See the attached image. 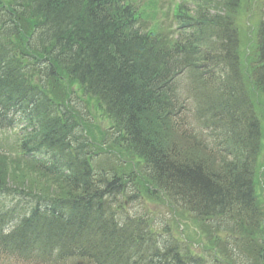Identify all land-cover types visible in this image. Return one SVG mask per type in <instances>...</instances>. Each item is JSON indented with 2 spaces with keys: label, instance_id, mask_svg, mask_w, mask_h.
<instances>
[{
  "label": "trees",
  "instance_id": "obj_1",
  "mask_svg": "<svg viewBox=\"0 0 264 264\" xmlns=\"http://www.w3.org/2000/svg\"><path fill=\"white\" fill-rule=\"evenodd\" d=\"M262 6L176 3L174 38L137 27L123 0H0V129L18 109L25 132L15 154L0 148V257L264 264ZM70 84L112 119L117 163H97L105 133L91 150Z\"/></svg>",
  "mask_w": 264,
  "mask_h": 264
},
{
  "label": "rangeland",
  "instance_id": "obj_2",
  "mask_svg": "<svg viewBox=\"0 0 264 264\" xmlns=\"http://www.w3.org/2000/svg\"><path fill=\"white\" fill-rule=\"evenodd\" d=\"M139 1H142V0H139ZM177 1H180V0H160V11L157 16V22L160 24L161 28L167 29L170 31L173 30L175 21L172 16L170 7L171 5H173L174 2H177ZM187 1L191 2L192 0H187ZM189 7L192 8L191 5ZM76 94L77 95H74L73 97V106H74L75 111L79 112L83 116L81 117L83 120L93 119V122L95 124H97L101 129H104L107 125V121L105 117L103 116L102 112L96 106L95 100L93 98H89L88 96L87 97L84 96L80 92H76ZM183 97L185 98V101L187 102L189 101L188 99H186L187 97L186 94H183ZM190 117H191V113L187 112V118H190ZM262 122L264 125V118L262 119ZM0 139H1V143L4 148L10 149L11 151L14 152L18 146L20 138L19 136L15 134L14 131H8L4 133L3 135H0ZM107 145L109 146V149L112 152L116 151L117 146L114 143L112 138L107 140ZM109 157L111 156L108 154H100L99 159L102 162H105ZM262 191H264V182L261 183V186L259 188V192H262ZM260 199L264 202V195ZM146 206L147 208H150L152 210L159 209L155 207L152 203ZM130 207L132 209L133 204L130 206L127 204L128 210H130ZM0 264H36V263H29V262L18 261L12 258L0 257ZM81 264H84V262H81Z\"/></svg>",
  "mask_w": 264,
  "mask_h": 264
},
{
  "label": "bare ground",
  "instance_id": "obj_3",
  "mask_svg": "<svg viewBox=\"0 0 264 264\" xmlns=\"http://www.w3.org/2000/svg\"><path fill=\"white\" fill-rule=\"evenodd\" d=\"M97 163H99V164H102V162H101V161H97Z\"/></svg>",
  "mask_w": 264,
  "mask_h": 264
}]
</instances>
